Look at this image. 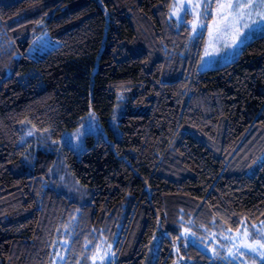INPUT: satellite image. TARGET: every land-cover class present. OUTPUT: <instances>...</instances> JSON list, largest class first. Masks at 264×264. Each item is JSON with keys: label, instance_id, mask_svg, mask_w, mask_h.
<instances>
[{"label": "trees", "instance_id": "obj_1", "mask_svg": "<svg viewBox=\"0 0 264 264\" xmlns=\"http://www.w3.org/2000/svg\"><path fill=\"white\" fill-rule=\"evenodd\" d=\"M172 2L0 0V264H51L75 210L90 228L122 226L115 264H146L159 234L147 264H230L178 243V216L230 230L264 221V161L248 174L264 155V34L235 61L199 71V46L171 21ZM39 24L59 45L34 56ZM119 103L120 137L88 136L80 158L66 153L88 203L50 185L55 153L28 167L23 123L58 139L91 108L109 128Z\"/></svg>", "mask_w": 264, "mask_h": 264}, {"label": "rangeland", "instance_id": "obj_2", "mask_svg": "<svg viewBox=\"0 0 264 264\" xmlns=\"http://www.w3.org/2000/svg\"><path fill=\"white\" fill-rule=\"evenodd\" d=\"M171 21L180 28L187 24L192 42L199 46L196 52L197 69L205 71L227 65L235 61L243 48L256 37L264 34V0H173L170 9ZM59 45L52 39L43 25L34 33V41L29 53L40 55ZM115 108L109 121V128L102 124L93 108L88 115L71 130L65 131L58 139L48 129H38L23 123L20 144L25 147L24 157L29 168H33L40 151L56 154V161L50 167L46 178L50 185L55 183L58 191L72 201L83 206L91 199L89 190L80 184L70 171L66 159L67 150L72 149L80 158L87 149V137L110 138V132L120 137L118 111ZM264 161V155L248 171L254 174ZM85 215L80 210L62 224L55 240L51 264H115L122 226L111 228L88 227ZM180 244L187 247L197 245L213 257H220L230 264H264V221L250 223L244 221L239 229L230 230L215 219L204 221L195 214L178 216ZM87 227V228H86ZM83 236L81 250L71 252L78 236ZM163 235H156L150 260L153 263L161 245ZM177 264H180L178 261Z\"/></svg>", "mask_w": 264, "mask_h": 264}]
</instances>
